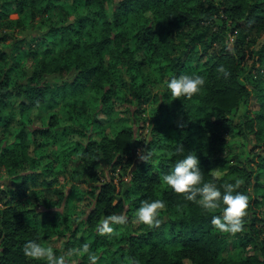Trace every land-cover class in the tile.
Returning a JSON list of instances; mask_svg holds the SVG:
<instances>
[{"label": "trees", "instance_id": "trees-1", "mask_svg": "<svg viewBox=\"0 0 264 264\" xmlns=\"http://www.w3.org/2000/svg\"><path fill=\"white\" fill-rule=\"evenodd\" d=\"M112 1L0 0L2 25L20 26L36 43L31 48L36 67L29 68L13 53L21 51L20 44L8 45V34L0 37V177L4 170L8 179L4 187L0 184V264H43L27 258L23 247L29 240L49 246L52 232L65 239L61 251L52 247L57 255L87 243L99 257L97 264H264V0H121L110 18ZM72 9L85 10V17L70 19ZM11 11L24 14L16 26ZM40 15L46 26L37 33ZM141 51L143 60L137 56ZM146 67L163 83L196 73L205 84L193 97L175 99L182 113L175 141L165 143L158 123L153 126L146 146L154 152L152 159H138L130 184L118 190L114 179H103L104 166L122 167L125 154L136 151L129 121L134 102L141 106L151 99L149 81L139 78ZM92 92L101 96L89 115L85 97ZM252 97L259 111L238 115ZM19 99L24 100L22 116L16 120L8 108ZM63 101L67 106H61ZM121 107L130 119L115 116ZM32 108L51 113L52 134L48 128H25V111ZM67 120L72 124L57 136ZM87 131L100 136L93 139ZM236 138L243 142L234 144ZM157 150L165 154L156 155ZM189 152L199 157L202 182L241 181L237 191L248 196L242 231L219 232L211 217L220 209L207 212L162 185V174ZM218 168L227 169L223 177L213 173ZM58 175L88 187L71 186L67 211L47 201L57 195L60 205L63 199L66 187L56 188ZM24 199L38 200L35 204L45 210L21 208ZM146 199L165 201L161 223L140 222L135 228L136 209ZM88 200L91 206H85ZM120 207L128 222L116 226V235L100 234L98 225ZM60 218L59 230L44 225ZM230 242L251 253L238 262L225 258ZM67 259L90 264L87 254Z\"/></svg>", "mask_w": 264, "mask_h": 264}, {"label": "rangeland", "instance_id": "rangeland-1", "mask_svg": "<svg viewBox=\"0 0 264 264\" xmlns=\"http://www.w3.org/2000/svg\"><path fill=\"white\" fill-rule=\"evenodd\" d=\"M121 0H113L112 3L109 5L108 8V15L110 18L113 17L114 12L117 10V6H118V2ZM70 7V5H68ZM24 14L22 13H18L15 11H11L10 15H9V19L10 22H15V26H16V22H18V20H20L23 17ZM86 15L85 10L83 9H72V12L70 14V19H75L78 17H82L84 18ZM36 24H39V22L41 21L42 24L35 28L36 31L35 32H39L40 29L44 30L46 26V23H44L41 19L42 15L37 16L36 17ZM27 25L31 24V18L27 19L26 21ZM31 29V28H30ZM5 34H8L7 38V44L8 45H12L14 42L19 43L21 51L17 52H13L18 58L19 56H21L19 58V62H21V64H26L29 68H34L36 67V61H35V57L32 53L31 48L36 47V43L32 40H30L29 35L27 34V32H25L20 26H17L15 28H9L6 26L2 25V22L0 21V37L5 36ZM232 38V36H231ZM30 40V41H29ZM2 43H0L1 45ZM32 44V45H31ZM31 45V46H30ZM13 51V50H12ZM21 52V53H20ZM20 53V54H19ZM139 60H143L144 58H146V55L144 54V52H138L137 54ZM154 70L146 67L145 68V72H144V76H142V74H139V78L141 79H147V81H149V85L151 88V99L150 101L142 104L141 106L138 105V102H134V109H133V116L132 119L129 121V124L134 128L135 132H136V142L137 143L135 145L136 147V151H132L131 153L125 154V156L123 157L124 163L122 167L116 168L114 169L111 165H105L104 166V176L103 179L104 180H110V179H114L117 184H118V190H123L126 189L127 186L130 184V174L131 171L133 169V167L135 166L136 162L138 161V154L140 152V150L142 149H146L147 143L149 142L150 138L152 137L153 134V126L156 127L157 123H158V127L160 126V135L162 136V139L166 142H174L176 139V127L179 126L181 119H182V113L181 111H178L175 107V99L176 98H172L170 97V94L165 91L166 90V84L163 82H160L157 80L156 76L154 75ZM101 96V93H97V92H92V93H88L87 96L85 97L87 102H88V108H89V115L93 114L94 111V100L99 101V98ZM133 101L136 100V98H132ZM24 101L22 99H19L17 101V103L8 108V111H12L13 115L15 116L16 120H20L21 116H22V109L20 107V103ZM255 99H253V97L251 99H249V101H246L243 106L241 107L238 115H244L247 111H249V113L255 112V111H259V107L258 105H254ZM66 101L62 102L61 106H67L65 105ZM60 107V106H59ZM124 110L123 107L118 108L115 116L117 117L118 113L119 116H125V118H129L130 119V114L127 113L126 115H122V111ZM25 114L27 115L26 120L29 121L26 125L25 128L26 129H45L48 128L49 130V134H52L53 130L50 129L51 127L49 126V119L51 117V113H48L40 108H32L29 110L25 111ZM101 118H103L102 120H107V118L105 116H101ZM109 119V118H108ZM158 121V122H157ZM63 125H61L60 129L54 128V130H56V135L60 136L63 132H65V128H67V126H69L71 123V121L67 120V121H63L62 122ZM13 130V127L11 128ZM87 135L91 136L93 139L97 138L100 136L99 133L97 132H89L87 131ZM84 140H88L87 137H84ZM232 142L236 145H238V142H243V139L241 138H236L234 140H232ZM235 145V146H236ZM56 146V145H55ZM253 146V145H252ZM252 146L250 145L249 149L251 150V153L253 155L254 150L251 149ZM33 148V146H32ZM48 151H51L53 146L51 144H47L46 146ZM258 151V150H256ZM164 151H156V155H164ZM70 163V162H69ZM75 163L71 162L70 163V167L69 169H74L75 168ZM127 169V170H126ZM227 172L226 168H218L216 170H214V174L218 177H223ZM2 176L0 177V184L1 186H5V183L7 182V175H6V171L2 170L1 171ZM58 182L56 185V188H60L61 186L66 187L65 189V194L63 195V199H61V203L60 205L57 203L59 200V196L55 195L51 198H47V201L51 204H55L54 206H58V209L63 210L65 208V210L67 211L69 206L67 204V201L65 202V200H67L69 194L68 192L70 191V188L72 185L77 184L76 186L78 188H82V189H87V185L83 182H78L76 180H69L68 178H65L64 175H58L57 176ZM261 181L264 182V173L261 176ZM260 191L262 192L263 189H260ZM51 194L53 191H50ZM43 195V194H42ZM41 196V194L39 195ZM38 201V200H36ZM34 201V204L35 202ZM22 206L21 208H35V206H37L40 210H45V207L43 204H32V203H27L26 199L21 201ZM57 203V204H56ZM91 200H88L86 202L85 206H91ZM116 203H118V200L116 201ZM62 206V207H61ZM64 206V207H63ZM0 208H3V205L0 203ZM264 208V207H263ZM57 209V208H56ZM117 214H123L125 215V209L124 207H120L117 210ZM42 217V216H41ZM46 220V219H45ZM135 221V228H138L140 222H138L137 220ZM62 222L61 218L57 219L56 221H52V219L46 221L44 223V225L48 228H52L53 226H55V228H58L59 230V224ZM261 224V223H260ZM65 242L64 238H59L57 233L52 232L49 236V238L46 240V243L51 246V247H57L60 249H62L63 244ZM0 251H1V241H0ZM251 252L250 251H246L242 248H238L235 247L233 245V243H229L228 245H226L225 250L223 252V256L225 258H233L234 260H236L237 262L239 260H242L244 257H246L247 255H249ZM63 254V253H61ZM69 264H76V261L74 260L73 263ZM186 264H192L189 260L186 261Z\"/></svg>", "mask_w": 264, "mask_h": 264}, {"label": "clouds", "instance_id": "clouds-1", "mask_svg": "<svg viewBox=\"0 0 264 264\" xmlns=\"http://www.w3.org/2000/svg\"><path fill=\"white\" fill-rule=\"evenodd\" d=\"M220 73L225 77L230 72L223 66L219 68ZM166 90L172 98H191L199 93L205 84V77L196 73H184L179 76H172L166 82ZM177 151H182L178 148ZM154 152L150 149H142L138 158L150 162ZM203 173L199 157L189 152L183 158L177 159L169 171L161 176V183L176 193L184 194V198L199 204L207 212H216L220 209L219 215L211 217L212 225L221 233L236 234L244 228V218L247 216L248 196L237 191L240 180L224 183L218 186L215 182H202ZM166 208L162 199L143 200L136 209L135 218L138 222L149 227H157L161 223L159 213ZM128 217L123 214H111L106 216L97 231L100 234L116 235L117 225H124ZM24 255L36 262L43 264H69L67 257L87 254L90 264H97L99 257L91 251L90 245L85 243L81 248L70 249L65 254L57 255L51 246H47L37 240H29L23 247ZM134 264H139L134 261Z\"/></svg>", "mask_w": 264, "mask_h": 264}]
</instances>
